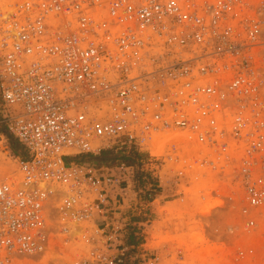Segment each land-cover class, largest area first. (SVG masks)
<instances>
[{"label":"built area","instance_id":"2783aa9c","mask_svg":"<svg viewBox=\"0 0 264 264\" xmlns=\"http://www.w3.org/2000/svg\"><path fill=\"white\" fill-rule=\"evenodd\" d=\"M0 123V264L58 235L94 244L73 264L122 263L107 215L132 166L76 159L113 145L196 144L264 219V0H4Z\"/></svg>","mask_w":264,"mask_h":264},{"label":"rangeland","instance_id":"374dc122","mask_svg":"<svg viewBox=\"0 0 264 264\" xmlns=\"http://www.w3.org/2000/svg\"><path fill=\"white\" fill-rule=\"evenodd\" d=\"M174 142L175 147L149 150L107 148L125 154L133 148L140 156L133 163L76 157L78 162L100 167L104 174H122L120 161L132 166L124 173L125 181L113 187L107 215L127 247L121 264H264V219L257 210L238 202L241 189L237 181L199 166L196 144ZM250 216L257 225L245 229ZM131 228L140 236L135 246L127 243ZM87 235L95 236L91 226ZM64 237L58 235L56 247L50 243L23 264H73L94 247L91 242L71 239L64 243Z\"/></svg>","mask_w":264,"mask_h":264},{"label":"trees","instance_id":"16d2710c","mask_svg":"<svg viewBox=\"0 0 264 264\" xmlns=\"http://www.w3.org/2000/svg\"><path fill=\"white\" fill-rule=\"evenodd\" d=\"M11 146L12 150L16 153H20L22 155L25 154L24 150L20 147L18 143H14L15 140L11 139ZM125 151H118L117 153H113L111 149H105L102 150L98 155H87L88 157L98 160V161H108L109 159H123L129 163H133L134 161L139 160V154L136 150L133 148L129 149V152L127 154L124 153ZM140 240V236H138V232L135 231V228H131L128 237H127V243L131 246H135Z\"/></svg>","mask_w":264,"mask_h":264},{"label":"water","instance_id":"95a60500","mask_svg":"<svg viewBox=\"0 0 264 264\" xmlns=\"http://www.w3.org/2000/svg\"><path fill=\"white\" fill-rule=\"evenodd\" d=\"M14 143H16V141Z\"/></svg>","mask_w":264,"mask_h":264}]
</instances>
